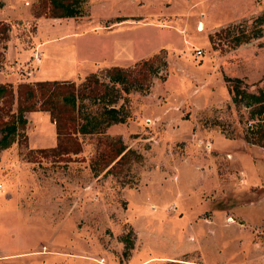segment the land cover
Segmentation results:
<instances>
[{"label":"rangeland","instance_id":"374dc122","mask_svg":"<svg viewBox=\"0 0 264 264\" xmlns=\"http://www.w3.org/2000/svg\"><path fill=\"white\" fill-rule=\"evenodd\" d=\"M63 2L78 13L0 0V84L12 90L0 135L17 85L44 80L30 77L38 18H58L41 36L68 25L83 53L124 59L56 79L75 101L60 113L77 144L51 149L55 125L35 109L0 148V264H264V101L253 114L247 97L264 95V0ZM103 107L124 120L77 130Z\"/></svg>","mask_w":264,"mask_h":264},{"label":"trees","instance_id":"16d2710c","mask_svg":"<svg viewBox=\"0 0 264 264\" xmlns=\"http://www.w3.org/2000/svg\"><path fill=\"white\" fill-rule=\"evenodd\" d=\"M52 8L54 10L58 9V13L51 12L52 16H72L78 13V8L73 7L70 4L64 3L63 0H49ZM235 41L238 43L240 41H247L248 37L236 36L234 37ZM66 83L65 81H57L53 80H36L33 83H19L16 87V113L14 117L8 122L5 123L1 127V135H0V148L8 146L12 141L17 140V126L18 124L23 126L26 122L23 112L28 110L41 109L48 111L52 121L55 125V132L57 143L51 147V149H57V147L62 146V139L69 138L70 142L74 140L72 143H76L74 137L69 134L67 126L64 129V122L68 121L66 118L61 117L60 111L63 107L69 106V108L73 109L74 107V98L73 96H67L63 93H58L52 87H61L60 85ZM231 93H233L236 97L239 96L240 91L238 90V85L231 84L230 85ZM11 87L9 85L0 84V98L5 96H12ZM242 93V92H241ZM261 94V91L260 93ZM247 95L248 105L252 103H257V106H253L251 112L260 114L263 111L262 103L264 101V95ZM233 95V96H234ZM11 99V98H10ZM234 99V98H233ZM60 106V108H58ZM67 110V109H66ZM57 111V112H56ZM75 118L74 115L71 116ZM85 122L77 125V130L79 132H89L90 128L99 124V122H103L105 125L110 124L112 122H121L124 120L123 114L119 113V110L115 107H103L102 111L96 115L84 116ZM89 118V119H87ZM260 118V117H259ZM67 133V134H66ZM16 137V138H15ZM246 137V135H245ZM249 140V139H247ZM251 142H258L256 140ZM261 145H264L260 143ZM65 148V147H63ZM122 151L120 148L115 155L119 154ZM124 153V152H123ZM122 153V154H123ZM120 154V156H122ZM128 248L131 247L130 242L128 243Z\"/></svg>","mask_w":264,"mask_h":264},{"label":"crops","instance_id":"0c3cea01","mask_svg":"<svg viewBox=\"0 0 264 264\" xmlns=\"http://www.w3.org/2000/svg\"><path fill=\"white\" fill-rule=\"evenodd\" d=\"M71 17H67L66 19H63L67 21L66 23H70V20L72 21L73 19H69ZM53 19H58L57 17H40L36 20L37 25L40 24H45L43 27H39L40 30L37 32L38 34L35 36V42L38 46V49L41 51V59L40 62L37 64L36 68L32 73H30V77L35 78V79H72L76 77L81 70H83L86 66L93 65L95 62H110V61H115L114 59L118 58L115 57L116 55L121 57L120 54L115 53L116 50L112 49V52L109 51V49H104L100 48L99 46L97 47L96 51H93L92 53H83L81 50L82 44H80L78 41H75L76 38L81 33H84L82 31H75L72 30V27L68 25H64L63 28L61 29L62 31L57 34H50L48 36H41V33L43 30L45 31L47 28H53V24L51 23ZM49 20V21H47ZM101 28L100 31H106L105 29H102V26L99 27ZM40 33V34H39ZM64 35H69L74 39L73 42V47H70V50H60V48H64L60 46V44H55L53 43L56 40H59L60 37ZM66 49V48H64ZM89 51V50H87ZM11 56L13 55V52L11 51ZM46 113L41 112L39 113L40 115V124L42 122L46 121ZM54 123V122H53ZM38 126H41L38 121H37ZM51 124V123H50ZM53 126V125H52ZM52 128V133L50 135L54 138V133H53V127ZM37 138V137H36ZM49 140V136L45 140H37L34 142L37 143H42V142H47ZM51 140V139H50ZM36 253V252H35Z\"/></svg>","mask_w":264,"mask_h":264},{"label":"built area","instance_id":"2783aa9c","mask_svg":"<svg viewBox=\"0 0 264 264\" xmlns=\"http://www.w3.org/2000/svg\"><path fill=\"white\" fill-rule=\"evenodd\" d=\"M33 62L36 64L40 61L41 59V52L40 50L34 49L32 55H31ZM0 190H1V183H0Z\"/></svg>","mask_w":264,"mask_h":264}]
</instances>
